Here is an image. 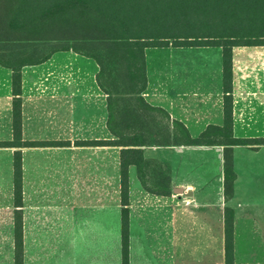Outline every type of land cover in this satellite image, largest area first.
Instances as JSON below:
<instances>
[{"label": "crops", "instance_id": "crops-1", "mask_svg": "<svg viewBox=\"0 0 264 264\" xmlns=\"http://www.w3.org/2000/svg\"><path fill=\"white\" fill-rule=\"evenodd\" d=\"M33 44L25 48L30 54L0 42L2 61L47 57L21 69L22 141L37 143L23 147L4 145L14 139L13 70L0 63V264H16V151L24 264H122L123 148L77 144L117 139L108 127L109 96L97 82L100 67L62 47L65 41ZM232 56L233 134L264 138V46H236ZM145 60L142 97L150 106L193 139L224 124L222 47L170 39L146 48ZM166 125V141L151 142L140 131L148 140L144 161L128 168L129 264H226V208L234 213L235 263L264 264V145L233 147L236 180L226 200L224 146L186 145Z\"/></svg>", "mask_w": 264, "mask_h": 264}, {"label": "trees", "instance_id": "trees-1", "mask_svg": "<svg viewBox=\"0 0 264 264\" xmlns=\"http://www.w3.org/2000/svg\"><path fill=\"white\" fill-rule=\"evenodd\" d=\"M0 26L7 42L65 41L62 46L94 59L100 67L97 82L109 96L108 127L114 141L77 142L81 146L122 147V264H129L128 168L143 164L146 135L127 126L120 96L135 100L148 112H158L178 131L182 143L192 146H224V195L233 196L236 174L233 147L257 149L264 138L239 139L233 134V56L236 46H264V0H0ZM170 39L176 46H220L223 48L224 124L209 126L198 138H191L185 126L142 97L147 87L145 49L163 47ZM72 42V44H70ZM33 61L0 60L13 70L14 139L9 147L36 145L22 141L21 69ZM113 67L118 72L121 93L111 92L104 76ZM169 126V125H168ZM50 145H56L52 142ZM69 145V143L67 144ZM142 179V177H141ZM144 185L145 182L143 180ZM167 195L169 192L151 190ZM15 261L24 264V221L22 155L14 153ZM225 263L234 260V213L225 210Z\"/></svg>", "mask_w": 264, "mask_h": 264}, {"label": "rangeland", "instance_id": "rangeland-1", "mask_svg": "<svg viewBox=\"0 0 264 264\" xmlns=\"http://www.w3.org/2000/svg\"><path fill=\"white\" fill-rule=\"evenodd\" d=\"M0 30H1V26H0ZM4 38H5V34L0 31V40ZM0 42H3L5 44H13L11 45L12 47L16 45L17 49L18 46H23L24 49L19 52L24 53L27 52L26 50L28 49L31 52L30 54H33L31 48L25 49L26 46L34 45L32 42H28V43H19L13 41L12 42L0 41ZM118 83H119L118 72L115 71L113 67H111V69H109L107 74H105L104 76V84L106 88L109 89L111 92L121 93L123 91L122 88L116 85ZM119 98H121V100L123 101L121 102L120 106L124 110L127 116L126 121H127V126H129V128L135 131L146 132L151 142H161L167 140L168 137L166 131L167 128L166 120L164 119V116L161 113L158 112L150 113L148 111H145L142 108H139L135 100H131L128 97H125L123 99V96H120Z\"/></svg>", "mask_w": 264, "mask_h": 264}]
</instances>
